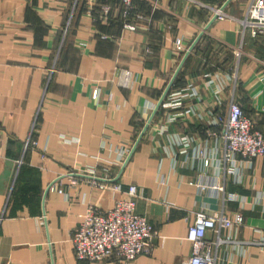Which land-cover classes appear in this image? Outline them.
Segmentation results:
<instances>
[{
    "label": "crops",
    "instance_id": "0c3cea01",
    "mask_svg": "<svg viewBox=\"0 0 264 264\" xmlns=\"http://www.w3.org/2000/svg\"><path fill=\"white\" fill-rule=\"evenodd\" d=\"M246 3L158 0L152 10L138 0L134 12L145 20L127 30L118 0H0V264H124L73 255L71 233L86 208L106 210L121 196L93 187L79 173L89 166L99 176L107 168V183L123 190L134 185L135 212L155 228L150 252L129 264H184L195 213L221 210L243 221L234 234L220 232L232 241L218 246L216 264H264V154L236 177L172 164L179 134L206 156L221 146L212 118L229 101L264 134V39L240 41L234 21ZM217 7L230 18L212 19ZM190 47L167 94L192 84L197 95L165 106ZM123 68L132 71L128 88L116 83ZM29 135L36 145L25 148ZM215 181L224 199L200 187Z\"/></svg>",
    "mask_w": 264,
    "mask_h": 264
},
{
    "label": "built area",
    "instance_id": "2783aa9c",
    "mask_svg": "<svg viewBox=\"0 0 264 264\" xmlns=\"http://www.w3.org/2000/svg\"><path fill=\"white\" fill-rule=\"evenodd\" d=\"M138 0H118L117 11L123 19L122 26L127 30H135L137 21L145 18L134 12L135 3ZM151 4L154 10L158 0H141ZM216 19L230 18L223 12L221 7L212 10ZM239 25L240 41L247 36L249 38L261 37L264 39V0H247L242 15L235 18ZM173 48L177 53L183 52L180 39H175ZM132 71L130 69H119L116 83L120 87L128 88L132 82ZM211 83V79L207 81ZM216 88L214 93H218ZM98 90L94 89L91 99L96 100ZM197 90L192 84L187 85L183 91L169 93L162 104L172 108H180L182 99L195 97ZM195 109V107H194ZM192 108L184 109V114L190 113ZM175 120L171 117L168 122ZM215 141L221 140V146L216 143L215 149L209 155H205L199 147L193 145L192 138L187 134L175 136L173 142L176 154L180 160L172 157V164L187 165L194 168L199 162L200 166L206 168L214 165L217 170H225L238 176L239 170L248 167L254 157L264 154V134L252 129L249 118L244 114L240 106L229 101L223 111H218L212 118ZM164 131V128H161ZM32 146L36 141L28 139L26 143ZM118 158L124 159L127 150L117 151ZM105 176H99L95 166L85 167L80 174L86 176L87 181L98 189H108L113 193H120V197L114 200L112 207L106 210L94 206L86 208L81 215L80 223L72 231L71 243L73 254L77 261H118L129 264L140 254H148L151 250L152 238L156 234L155 228L144 216L135 212L136 187L128 185L123 190L118 182L107 183V168L102 169ZM72 172V171H71ZM203 189H208L215 195L223 198V184L210 183L200 184ZM50 189H54L51 185ZM242 217L236 214L234 218L227 217L223 211L206 214L203 211L195 213L194 221L188 226L186 240L191 245V252L184 264H216L217 248L223 243L232 241L228 237L222 238V230L232 231L234 234L242 225ZM211 231L214 236L209 238L207 232ZM232 237V235H231ZM264 248V232L258 242Z\"/></svg>",
    "mask_w": 264,
    "mask_h": 264
},
{
    "label": "water",
    "instance_id": "95a60500",
    "mask_svg": "<svg viewBox=\"0 0 264 264\" xmlns=\"http://www.w3.org/2000/svg\"><path fill=\"white\" fill-rule=\"evenodd\" d=\"M214 18H215V16H213L212 19H214ZM197 39H198V38H197ZM195 42H196V40H195ZM193 44H194V43H193ZM191 47H192V46H191ZM191 47L188 49V51L185 52V54H184V56H183V58H182V60H181V62H180V64H179V66L177 67V69H176V71L174 72L173 76L171 77L169 83L167 84L162 99L165 97V95H167V93H168V91H169V87H170V85H171V83H172V81H173V78H174L175 75L177 74V72H178V70H179V68H180V66H181V64H182V62L184 61L185 57H186L187 54L189 53ZM162 99H161V100H162ZM160 103H161V101H160ZM160 103H158V105H159ZM141 134H142V133H141ZM141 134L139 135V138L141 137ZM139 138H138V139H139ZM136 142H137V141H136Z\"/></svg>",
    "mask_w": 264,
    "mask_h": 264
},
{
    "label": "rangeland",
    "instance_id": "374dc122",
    "mask_svg": "<svg viewBox=\"0 0 264 264\" xmlns=\"http://www.w3.org/2000/svg\"><path fill=\"white\" fill-rule=\"evenodd\" d=\"M28 139H30V141H35V140H32V139L30 138V135H29ZM28 139H27V140H28ZM27 140H26V141H27ZM27 146L34 147V146H32V145H31L29 142H28V143H26V146H25V148H26ZM93 187H95V186H93ZM108 209H109V208H108ZM74 229H75V228H74ZM74 229H73V230H74ZM71 235H72V234H71ZM73 255H74V254H73Z\"/></svg>",
    "mask_w": 264,
    "mask_h": 264
}]
</instances>
